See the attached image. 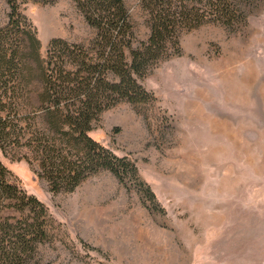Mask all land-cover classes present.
I'll list each match as a JSON object with an SVG mask.
<instances>
[{
	"label": "rangeland",
	"instance_id": "rangeland-1",
	"mask_svg": "<svg viewBox=\"0 0 264 264\" xmlns=\"http://www.w3.org/2000/svg\"><path fill=\"white\" fill-rule=\"evenodd\" d=\"M138 41L150 28L125 0ZM46 53L53 38L88 43L95 29L73 0L21 5ZM239 30L207 23L181 36V55L143 79L151 105L121 102L91 136L133 159L164 211L151 212L111 172L54 193L25 148L0 149L11 180L43 201L53 223L39 257L52 264H264V0ZM10 7L0 0V27ZM30 158L28 160L27 158Z\"/></svg>",
	"mask_w": 264,
	"mask_h": 264
},
{
	"label": "trees",
	"instance_id": "trees-1",
	"mask_svg": "<svg viewBox=\"0 0 264 264\" xmlns=\"http://www.w3.org/2000/svg\"><path fill=\"white\" fill-rule=\"evenodd\" d=\"M6 1L9 21L0 27V149H28L54 193L74 192L108 171L136 190L148 210L164 211L136 162L90 133L100 116L121 102L141 107L157 101L141 79L181 55L184 32L207 23L239 30L255 0H139L150 28L144 41L137 40L125 0H73L95 36L88 43L53 38L46 53L22 11L27 0ZM52 223L46 204L12 182L0 158V264H52L39 257L40 247L54 238Z\"/></svg>",
	"mask_w": 264,
	"mask_h": 264
}]
</instances>
